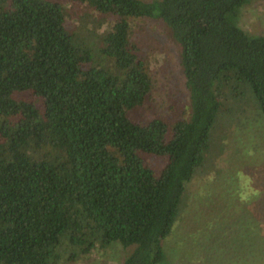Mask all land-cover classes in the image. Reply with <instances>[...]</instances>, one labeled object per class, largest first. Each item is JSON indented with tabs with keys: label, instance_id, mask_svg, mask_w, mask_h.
Returning <instances> with one entry per match:
<instances>
[{
	"label": "trees",
	"instance_id": "trees-1",
	"mask_svg": "<svg viewBox=\"0 0 264 264\" xmlns=\"http://www.w3.org/2000/svg\"><path fill=\"white\" fill-rule=\"evenodd\" d=\"M254 1L0 0V264L115 245L122 264L164 262L220 118L250 97L264 116V36L240 24ZM89 16L98 45L68 25ZM148 19L181 50L189 102L173 121L147 108Z\"/></svg>",
	"mask_w": 264,
	"mask_h": 264
},
{
	"label": "rangeland",
	"instance_id": "rangeland-1",
	"mask_svg": "<svg viewBox=\"0 0 264 264\" xmlns=\"http://www.w3.org/2000/svg\"><path fill=\"white\" fill-rule=\"evenodd\" d=\"M89 18L68 25L81 43L98 45L105 26ZM140 24L141 38L152 44L145 46L155 81L147 108L152 105L173 121L189 102L180 46L162 21ZM240 24L250 34L264 36V0L245 6ZM239 107L221 117L213 131L206 165L187 185L183 214L163 241L162 264H264V116L251 97ZM128 254L115 245L76 264H122Z\"/></svg>",
	"mask_w": 264,
	"mask_h": 264
}]
</instances>
